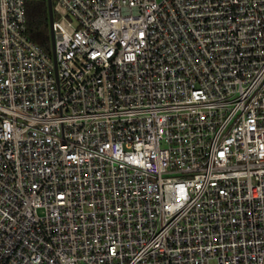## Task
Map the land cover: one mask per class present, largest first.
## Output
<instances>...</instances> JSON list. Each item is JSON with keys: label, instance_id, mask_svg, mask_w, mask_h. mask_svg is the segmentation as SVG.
Returning a JSON list of instances; mask_svg holds the SVG:
<instances>
[{"label": "built area", "instance_id": "1", "mask_svg": "<svg viewBox=\"0 0 264 264\" xmlns=\"http://www.w3.org/2000/svg\"><path fill=\"white\" fill-rule=\"evenodd\" d=\"M0 0V264H264V0H52L56 63Z\"/></svg>", "mask_w": 264, "mask_h": 264}, {"label": "trees", "instance_id": "2", "mask_svg": "<svg viewBox=\"0 0 264 264\" xmlns=\"http://www.w3.org/2000/svg\"><path fill=\"white\" fill-rule=\"evenodd\" d=\"M25 8L30 38L51 54L53 46L48 0H26Z\"/></svg>", "mask_w": 264, "mask_h": 264}, {"label": "water", "instance_id": "3", "mask_svg": "<svg viewBox=\"0 0 264 264\" xmlns=\"http://www.w3.org/2000/svg\"><path fill=\"white\" fill-rule=\"evenodd\" d=\"M48 7H49V11H50V25L52 26L53 18H54V11H53V7H52V0H48ZM52 46H53V57H54V61L56 63V47L54 45L53 26H52Z\"/></svg>", "mask_w": 264, "mask_h": 264}, {"label": "rangeland", "instance_id": "4", "mask_svg": "<svg viewBox=\"0 0 264 264\" xmlns=\"http://www.w3.org/2000/svg\"><path fill=\"white\" fill-rule=\"evenodd\" d=\"M49 27H50L51 37H52V26L50 25V21H49ZM51 54L53 55V48H52Z\"/></svg>", "mask_w": 264, "mask_h": 264}]
</instances>
